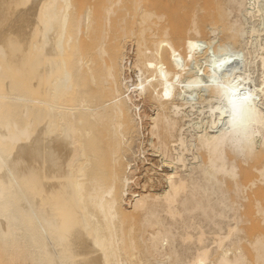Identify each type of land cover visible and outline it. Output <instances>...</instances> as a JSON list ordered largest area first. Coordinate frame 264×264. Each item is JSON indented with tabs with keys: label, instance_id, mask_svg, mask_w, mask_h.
<instances>
[{
	"label": "bare ground",
	"instance_id": "obj_1",
	"mask_svg": "<svg viewBox=\"0 0 264 264\" xmlns=\"http://www.w3.org/2000/svg\"><path fill=\"white\" fill-rule=\"evenodd\" d=\"M79 2L0 0V264H264V0Z\"/></svg>",
	"mask_w": 264,
	"mask_h": 264
},
{
	"label": "snow or ice",
	"instance_id": "obj_2",
	"mask_svg": "<svg viewBox=\"0 0 264 264\" xmlns=\"http://www.w3.org/2000/svg\"><path fill=\"white\" fill-rule=\"evenodd\" d=\"M226 92L225 95L228 97V102L232 105V113L233 116H237L242 108L247 105V102L249 101L250 97L247 95H244L242 97L243 104L239 103V90L238 89H233L230 86H225ZM167 95V93H165Z\"/></svg>",
	"mask_w": 264,
	"mask_h": 264
},
{
	"label": "rangeland",
	"instance_id": "obj_3",
	"mask_svg": "<svg viewBox=\"0 0 264 264\" xmlns=\"http://www.w3.org/2000/svg\"><path fill=\"white\" fill-rule=\"evenodd\" d=\"M79 1H80V2H79ZM90 1H91V0H88V1H86V0H78V1L74 0V3H75V2H79V6H81V5H85V3H88V2H90ZM80 3H81V4H80ZM76 4L78 5V3H76ZM248 215H249V213H248ZM249 216H250V215H249ZM249 216H248V217H249ZM262 225H263V224H262ZM262 225H260V226L257 228V231H258V232L260 231L259 233H262V235H264V227H263L264 225H263V226H262ZM261 226H262V227H261ZM253 227H254V226H252V225H250V226L248 225V226H247V230H249V231H247V232H250V231H251V232H250L251 234L248 233V235H249V234L252 235L253 233L257 232V231L253 232V229L256 230V228H255V227L253 228ZM260 227H261V228H260ZM250 229H251V230H250ZM260 229H261V230H260ZM250 235H249V236H250ZM253 235H254V234H253ZM250 237H251V236H250ZM246 247H247V248H245L246 253L250 256V258L252 257V259H251L252 261L255 260V259H254V255H252V254H253L252 249H251L250 252L248 251L249 248H251V247H249V246H246ZM247 251H248V252H247ZM250 253H252V254L250 255ZM253 263H254V262H253ZM254 264H255V263H254Z\"/></svg>",
	"mask_w": 264,
	"mask_h": 264
}]
</instances>
